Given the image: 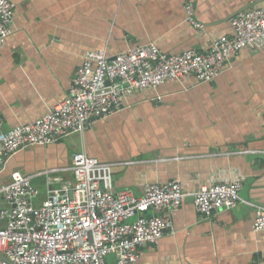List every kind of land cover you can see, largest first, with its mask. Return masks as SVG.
<instances>
[{
	"label": "crops",
	"instance_id": "1",
	"mask_svg": "<svg viewBox=\"0 0 264 264\" xmlns=\"http://www.w3.org/2000/svg\"><path fill=\"white\" fill-rule=\"evenodd\" d=\"M10 34L0 45V132L43 118L63 101L89 52L109 57L155 44L168 55L204 53L231 36V18L264 0H7ZM187 8H191V16ZM201 26L198 29L191 21ZM111 164L110 189L143 196L147 184L178 182L184 198L172 227L136 264H264V232L245 203L200 217L192 194L221 178H241L239 197L264 208V48L242 50L212 83L168 81L133 96L126 108L93 120L83 134L16 154L0 174L30 178L47 196L46 172L72 181L75 154ZM103 186V184H101ZM0 197V210L8 209ZM0 223V227H4ZM107 264H115L114 257Z\"/></svg>",
	"mask_w": 264,
	"mask_h": 264
},
{
	"label": "built area",
	"instance_id": "2",
	"mask_svg": "<svg viewBox=\"0 0 264 264\" xmlns=\"http://www.w3.org/2000/svg\"><path fill=\"white\" fill-rule=\"evenodd\" d=\"M191 16V8H187ZM14 7L0 0V45L10 34ZM191 23L198 29L201 26ZM233 34L211 42L204 53L186 50L168 55L155 44L135 46L109 57L89 52L76 70L67 97L43 118L9 132H0V174L16 154L35 146L59 142L70 134H83L93 120L126 108L137 93L155 91L168 81L194 77L212 83L230 59L242 50L264 48V9L239 12L230 20ZM111 164L84 153L72 157V181L46 172L47 196L40 204L30 178L12 173L0 188L9 206L0 210V254L13 264H136L141 247H153L171 229L170 215L184 198L180 183L147 184L143 196L110 189ZM103 184V186H101ZM241 178L217 179L193 193L196 213L211 218L245 203L253 208V231L264 232V208L239 197ZM0 264H8L0 259Z\"/></svg>",
	"mask_w": 264,
	"mask_h": 264
},
{
	"label": "water",
	"instance_id": "3",
	"mask_svg": "<svg viewBox=\"0 0 264 264\" xmlns=\"http://www.w3.org/2000/svg\"><path fill=\"white\" fill-rule=\"evenodd\" d=\"M0 259L7 262L8 264H13L11 261L7 260L3 255L0 254Z\"/></svg>",
	"mask_w": 264,
	"mask_h": 264
}]
</instances>
